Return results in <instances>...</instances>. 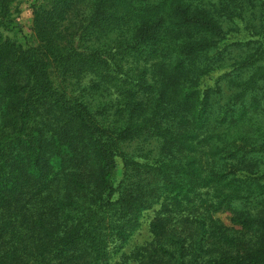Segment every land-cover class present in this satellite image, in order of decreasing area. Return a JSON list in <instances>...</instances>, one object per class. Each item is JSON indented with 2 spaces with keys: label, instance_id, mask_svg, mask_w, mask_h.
<instances>
[{
  "label": "trees",
  "instance_id": "1",
  "mask_svg": "<svg viewBox=\"0 0 264 264\" xmlns=\"http://www.w3.org/2000/svg\"><path fill=\"white\" fill-rule=\"evenodd\" d=\"M33 14L0 35V264H264V0Z\"/></svg>",
  "mask_w": 264,
  "mask_h": 264
},
{
  "label": "rangeland",
  "instance_id": "2",
  "mask_svg": "<svg viewBox=\"0 0 264 264\" xmlns=\"http://www.w3.org/2000/svg\"><path fill=\"white\" fill-rule=\"evenodd\" d=\"M43 0H15L11 5V14L14 20L17 22L18 27L14 28L13 31H7L0 27V35L9 36L16 40L18 43L23 44L27 47L29 44L35 45L36 39L33 31V17L34 8ZM225 213L223 216H226ZM154 215V211L150 210L146 212V216L143 220L142 226L134 234V236L124 244V249L129 252L137 244L145 243L150 240L151 233L149 231V221ZM225 218V217H224ZM226 222H229L225 218ZM133 264V263H127Z\"/></svg>",
  "mask_w": 264,
  "mask_h": 264
}]
</instances>
